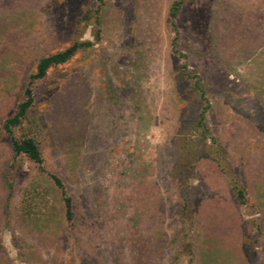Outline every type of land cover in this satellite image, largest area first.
I'll return each instance as SVG.
<instances>
[{
  "label": "rangeland",
  "instance_id": "rangeland-1",
  "mask_svg": "<svg viewBox=\"0 0 264 264\" xmlns=\"http://www.w3.org/2000/svg\"><path fill=\"white\" fill-rule=\"evenodd\" d=\"M175 1L0 0V182L7 163L12 184L0 264H198L207 248L242 264L240 246L264 264V106L247 70L250 50L264 60V0H185L172 24ZM83 42L33 83L12 131L35 139L72 200L71 221L49 198L34 227L18 205L37 165L3 125L39 59ZM213 199L236 209L233 239L207 215Z\"/></svg>",
  "mask_w": 264,
  "mask_h": 264
},
{
  "label": "trees",
  "instance_id": "trees-1",
  "mask_svg": "<svg viewBox=\"0 0 264 264\" xmlns=\"http://www.w3.org/2000/svg\"><path fill=\"white\" fill-rule=\"evenodd\" d=\"M184 1L185 0H177L171 6L170 18L172 20V24L175 23ZM89 46H91V43L89 42L75 43L63 51L40 58L35 72L29 77L28 85L24 90L23 100L18 103L15 113L11 117L7 118L3 125V130L10 136L14 156L23 155L29 159L30 162L37 165V174H34L35 177L32 178L31 184L23 190V196L21 197L18 205L20 217L23 221L34 227H39L41 223H46L47 218H51V214H44L41 210L42 207L46 211L52 210V208L48 206L49 198L53 199L56 208H58L55 209V211L59 213L58 215L60 217L63 216L66 221H71L73 217L72 200L67 195L61 179L58 178L56 174L45 173L42 166V154L35 139L31 137L17 139L12 135V131L22 124L33 105V83L42 80L50 68L66 63L78 50ZM263 61L262 55L260 53L258 55L257 49L250 50L248 52V89L251 91L253 89V91L256 92L257 97L264 106ZM207 105L208 103L202 105V109L199 114V122H203V124L206 121ZM206 130L208 129L204 127L203 132ZM204 138L207 139V135H205ZM1 168L2 174L0 192L2 196H0V224L6 215H8L11 211V206L9 204L12 197V184L8 180L7 163L2 164ZM238 197H242L241 192H238ZM204 206L207 210H209L206 211L207 215H211L214 222L222 221V223L225 224V227L222 229L224 235L227 237L236 235L237 231L240 229V223L237 211L232 205L223 200L213 199L209 200L206 204H204ZM203 207L200 212H203ZM216 238L217 237H214V239ZM231 239H233V236ZM237 254L242 257V264H246L247 261L244 258L241 246L238 248ZM231 256L232 253L230 249L220 248L214 252L211 248H207L205 251L199 250L198 264H231Z\"/></svg>",
  "mask_w": 264,
  "mask_h": 264
}]
</instances>
